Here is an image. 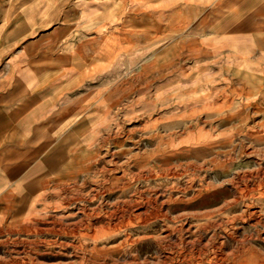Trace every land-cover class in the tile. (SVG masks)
Listing matches in <instances>:
<instances>
[{
    "label": "rangeland",
    "instance_id": "rangeland-1",
    "mask_svg": "<svg viewBox=\"0 0 264 264\" xmlns=\"http://www.w3.org/2000/svg\"><path fill=\"white\" fill-rule=\"evenodd\" d=\"M136 2L126 0L120 23ZM150 11L159 18L158 2ZM118 31L121 53L145 54L119 57L127 86L119 96L139 100L120 104L98 179L56 190L73 199L45 201L26 222L79 224L81 206L86 245L68 232H6L0 217V264H236L240 250L264 253V100L221 72L175 87V65H162V52L185 41L170 39L162 24L149 35Z\"/></svg>",
    "mask_w": 264,
    "mask_h": 264
},
{
    "label": "crops",
    "instance_id": "crops-1",
    "mask_svg": "<svg viewBox=\"0 0 264 264\" xmlns=\"http://www.w3.org/2000/svg\"><path fill=\"white\" fill-rule=\"evenodd\" d=\"M137 1L120 23L126 0H0V217L6 232H68L77 234L79 248L86 245L81 206L79 224L26 222L39 216L45 201L54 206L73 199L56 190L98 179L103 137L118 135L120 104L139 100L119 96L127 87L119 80V57L145 56L119 51V28L149 35L162 24V32L175 35L170 39L185 41L180 50L162 52V65H175V87L221 72L245 95L264 100V0ZM151 2H158L159 18ZM43 8L47 14L39 16Z\"/></svg>",
    "mask_w": 264,
    "mask_h": 264
},
{
    "label": "bare ground",
    "instance_id": "bare-ground-1",
    "mask_svg": "<svg viewBox=\"0 0 264 264\" xmlns=\"http://www.w3.org/2000/svg\"><path fill=\"white\" fill-rule=\"evenodd\" d=\"M260 185L264 186V181L261 182ZM252 206H253V204H251V203L247 205V207L249 209ZM250 214L254 215V214H257V212L254 211V212H251ZM234 257H235V259L237 261L236 264H264V253L263 252H259L258 250L255 251V252L254 251H249L248 249L240 250L237 253H235Z\"/></svg>",
    "mask_w": 264,
    "mask_h": 264
}]
</instances>
